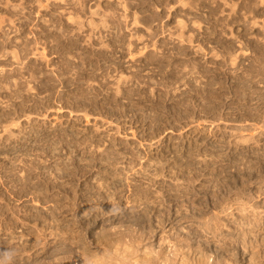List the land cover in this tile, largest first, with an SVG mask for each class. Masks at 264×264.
Here are the masks:
<instances>
[{"label": "rangeland", "instance_id": "374dc122", "mask_svg": "<svg viewBox=\"0 0 264 264\" xmlns=\"http://www.w3.org/2000/svg\"><path fill=\"white\" fill-rule=\"evenodd\" d=\"M108 242L264 264V0H0V264Z\"/></svg>", "mask_w": 264, "mask_h": 264}, {"label": "bare ground", "instance_id": "6f19581e", "mask_svg": "<svg viewBox=\"0 0 264 264\" xmlns=\"http://www.w3.org/2000/svg\"><path fill=\"white\" fill-rule=\"evenodd\" d=\"M115 236V235H114ZM108 238H109V236H107V237H104V239L107 241L108 240ZM103 239V240H104ZM112 239V238H111ZM114 239V238H113ZM102 240V241H103ZM110 240V239H109ZM108 240V241H109ZM100 241V240H99ZM106 243V242H105ZM112 243V242H111ZM115 243V242H114ZM106 246H105V248L104 249H106L103 253H102V256H96V255H91L90 254V252H88V250L86 249V248H82L81 250V252H83V255H85L86 257H87V259L86 260H84V263L83 264H104L105 262L104 261H102V259L103 258H105V257H109V253L110 252H108L107 253V250H111V247H110V243L108 242V244H105ZM86 246V245H85ZM119 246V245H118ZM127 246V245H126ZM133 247V246H132ZM114 248V247H113ZM124 248H126V247H124ZM127 249V248H126ZM129 249H131L130 247H128V251H125V250H119L121 253L119 254V262L117 263V264H130L131 262H130V260H129V258L131 257V256H133V255H135L136 253H137V251L135 250V249H133V251L131 250H129ZM118 250V249H117ZM130 251V252H129ZM112 252V251H111ZM117 252V251H116ZM115 253V252H114ZM124 253V254H123ZM111 254V253H110ZM116 255H117V253H116ZM115 255V256H116ZM147 256H149L148 254H147ZM144 257L142 260H140V261H137L138 263L137 264H156V262H155V259L156 258H154V257H152L151 255L149 256V257ZM110 257H112V256H110ZM106 259V258H105ZM132 261V260H131ZM165 261H167V260H165ZM68 263V262H67ZM67 263H65V264H67ZM79 264V263H78ZM132 264V263H131ZM158 264V263H157ZM183 264V263H182Z\"/></svg>", "mask_w": 264, "mask_h": 264}]
</instances>
